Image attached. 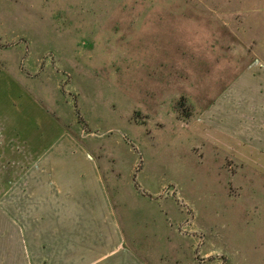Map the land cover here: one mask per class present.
<instances>
[{
	"label": "rangeland",
	"instance_id": "374dc122",
	"mask_svg": "<svg viewBox=\"0 0 264 264\" xmlns=\"http://www.w3.org/2000/svg\"><path fill=\"white\" fill-rule=\"evenodd\" d=\"M0 63L114 161L135 254L264 264V177L181 131L215 117L222 79L264 66V0H0Z\"/></svg>",
	"mask_w": 264,
	"mask_h": 264
},
{
	"label": "crops",
	"instance_id": "0c3cea01",
	"mask_svg": "<svg viewBox=\"0 0 264 264\" xmlns=\"http://www.w3.org/2000/svg\"><path fill=\"white\" fill-rule=\"evenodd\" d=\"M226 78L215 117L207 111L181 131L201 159L208 147L221 166L229 160L264 177V66ZM34 90L0 63V264H158L126 245L114 161L78 141L54 101Z\"/></svg>",
	"mask_w": 264,
	"mask_h": 264
}]
</instances>
